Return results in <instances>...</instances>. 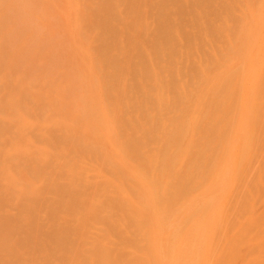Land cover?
I'll use <instances>...</instances> for the list:
<instances>
[{"label": "rangeland", "instance_id": "374dc122", "mask_svg": "<svg viewBox=\"0 0 264 264\" xmlns=\"http://www.w3.org/2000/svg\"><path fill=\"white\" fill-rule=\"evenodd\" d=\"M0 264H264V0H0Z\"/></svg>", "mask_w": 264, "mask_h": 264}]
</instances>
